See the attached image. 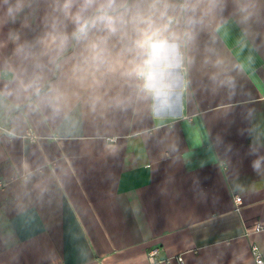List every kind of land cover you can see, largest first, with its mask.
<instances>
[{
  "label": "crops",
  "instance_id": "0c3cea01",
  "mask_svg": "<svg viewBox=\"0 0 264 264\" xmlns=\"http://www.w3.org/2000/svg\"><path fill=\"white\" fill-rule=\"evenodd\" d=\"M24 3L11 22L0 0V264H149L151 248L255 264L253 244L264 258V0L202 17L159 113L117 76L80 87V46L38 43L53 0Z\"/></svg>",
  "mask_w": 264,
  "mask_h": 264
},
{
  "label": "clouds",
  "instance_id": "9594fccd",
  "mask_svg": "<svg viewBox=\"0 0 264 264\" xmlns=\"http://www.w3.org/2000/svg\"><path fill=\"white\" fill-rule=\"evenodd\" d=\"M3 3L11 22L26 7L24 0ZM218 4L219 0H53L48 31L38 43L62 56L75 42L80 51L71 78L80 87L98 89L107 77L117 76L136 100L150 103L159 113L179 99L186 49L195 41L202 17ZM66 100L62 90L48 97L54 110ZM258 168L257 160L253 169Z\"/></svg>",
  "mask_w": 264,
  "mask_h": 264
},
{
  "label": "built area",
  "instance_id": "2783aa9c",
  "mask_svg": "<svg viewBox=\"0 0 264 264\" xmlns=\"http://www.w3.org/2000/svg\"><path fill=\"white\" fill-rule=\"evenodd\" d=\"M4 184L3 180H0V186ZM233 201L235 204V209L239 211L240 204L242 202V198L240 195L235 194L233 196ZM264 228V224H256L254 226V231H260ZM251 251L253 254V258L255 261V264H264V258L259 252L258 246L256 244H253L251 247ZM147 260L149 264H170L172 262H175V264H186L185 258L183 254L179 253L173 256H167V257H158V250L157 248H151L147 253Z\"/></svg>",
  "mask_w": 264,
  "mask_h": 264
}]
</instances>
